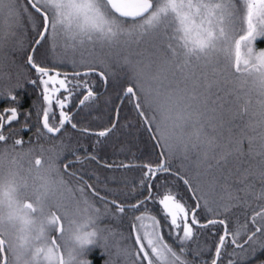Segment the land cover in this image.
<instances>
[{
    "label": "snow or ice",
    "instance_id": "obj_1",
    "mask_svg": "<svg viewBox=\"0 0 264 264\" xmlns=\"http://www.w3.org/2000/svg\"><path fill=\"white\" fill-rule=\"evenodd\" d=\"M17 30L10 51L23 79L5 72ZM257 42L264 0H0V264H264ZM109 87L108 126H81L77 113L90 114ZM29 89L38 101L25 109ZM125 107L154 160L102 161L63 143L70 127L95 148L122 126ZM41 139L61 150L26 147ZM88 162L140 176L112 177L123 187L105 183L101 194L95 172L73 171ZM202 234L211 243L189 248Z\"/></svg>",
    "mask_w": 264,
    "mask_h": 264
},
{
    "label": "trees",
    "instance_id": "obj_2",
    "mask_svg": "<svg viewBox=\"0 0 264 264\" xmlns=\"http://www.w3.org/2000/svg\"><path fill=\"white\" fill-rule=\"evenodd\" d=\"M24 36V33L17 30V35L11 40L6 41L5 48H4V55H5V72L11 73L13 76L19 75L21 79H23L24 75L26 74V69L22 66V62L18 59V53H13L10 51L11 47L15 45V42L20 37ZM263 46V42H257L255 47L260 49ZM15 60L16 64L13 65L12 61ZM99 91V88L97 89ZM38 92L39 90L29 89L30 100L25 101L24 108L26 109L32 101H38ZM115 91L109 87L107 91L101 92L100 98L97 101V105L94 107L90 114H86L85 112H78L75 119L76 121L80 122L81 126H90L94 130H99L102 127L108 126L112 115V106L105 103L107 97L114 96ZM115 103V101H113ZM23 110V109H22ZM23 119H21L20 124L15 125V127H20L23 124ZM120 124L122 125L119 127L113 134L103 140V142L93 148V142L95 141V137H83L79 133L74 132L70 127L66 129L68 136L64 138L63 143L67 144L69 147H72L77 150L78 154L83 156L87 152H95V154L102 160L107 161H115L117 163L123 161L127 162H146L150 160H154L155 156L153 154V147L152 142L148 139V134L144 132L139 125L135 122L133 116L128 112L127 107L121 113ZM191 131V130H189ZM35 128H32L31 131H25L21 133V137L27 140L30 136H34ZM212 135H216L213 133ZM230 135V131L227 127L220 130V135L217 137L220 139L223 138V141H226L228 136ZM34 146L39 148L43 146L46 150L45 154L58 152L61 150V144L57 140L47 141L41 139L38 143L34 142L33 145H26ZM82 146V147H81ZM245 147H247L245 145ZM39 151L36 152V155H39ZM72 158V157H69ZM193 159L195 157L193 156ZM175 163L179 165L181 163L180 160H176ZM81 167L91 175L95 172L100 177V183L97 185L98 188L101 190V194L103 192V186L105 183L108 184L109 187H123L122 184L112 183V177H116L118 180L122 177L127 175L130 179L138 180L140 173L136 170H129L127 173L122 171H110L101 167H98L96 164L88 162L85 165L81 166L79 164L75 165L73 171L80 169ZM85 179H88V175L85 176ZM92 183V180H89ZM177 190L181 192L183 195L182 186L177 185ZM152 208V214L157 215L158 218L162 217L159 213L158 206L150 205ZM239 211V210H235ZM137 215L139 213H136ZM124 224H127V220L124 221ZM113 228H120V222L117 220L116 222L112 223L111 225ZM165 238L169 244H171L174 248H176L173 239L168 237L165 234ZM211 236L202 234L198 241H193L189 244V248L194 249L197 246V243L200 245L201 248L207 247L211 243ZM177 250H179L177 248ZM214 251V249H213ZM187 259L192 260L193 256L189 253ZM204 259H208V255H204ZM99 264V261L97 262ZM194 264H200V260L196 259ZM226 264V260L224 262Z\"/></svg>",
    "mask_w": 264,
    "mask_h": 264
},
{
    "label": "rangeland",
    "instance_id": "obj_3",
    "mask_svg": "<svg viewBox=\"0 0 264 264\" xmlns=\"http://www.w3.org/2000/svg\"><path fill=\"white\" fill-rule=\"evenodd\" d=\"M260 49H264V42H263V46L260 48ZM259 50V49H258ZM69 55H71V53H69ZM52 153H48V154H46V155H51ZM89 258H91V257H89Z\"/></svg>",
    "mask_w": 264,
    "mask_h": 264
}]
</instances>
